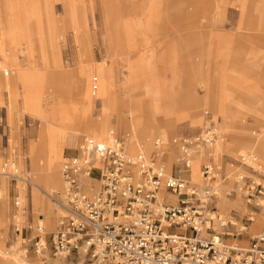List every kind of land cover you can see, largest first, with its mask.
Here are the masks:
<instances>
[{"label": "rangeland", "instance_id": "obj_1", "mask_svg": "<svg viewBox=\"0 0 264 264\" xmlns=\"http://www.w3.org/2000/svg\"><path fill=\"white\" fill-rule=\"evenodd\" d=\"M0 58L4 68L15 71L6 75L0 70V169L7 150L15 148L21 169L34 183L33 188H22L0 174V264L83 263L76 258L41 257L31 249L26 252L12 225L19 193L27 208L22 221L40 216L48 232L56 229L59 208L36 184L52 195L62 189L64 156L75 152L87 135L68 130L55 167L59 185L34 172L31 146L40 139L41 113L54 115L60 110L69 114L85 108L83 95L67 74L80 71L94 98L91 115L104 118L100 70H112L116 95L132 107L130 112L122 107L121 112L116 109L109 115L105 136L114 129L128 147L132 133L121 116L129 123L136 116L144 120L145 128L157 133L146 143L139 141L135 152L142 147L152 154L155 138L164 137L169 142L164 154L169 173H178L179 163V151L170 140L199 133L207 113L224 136L217 144L220 160L233 162L251 151L264 162L254 147L238 141L264 132V0H0ZM30 88L36 93V103L26 101ZM170 151L176 153L172 171ZM203 159V153L195 157L199 161L191 176L195 183L202 182ZM43 161L40 164L38 159L37 165L45 166L44 157ZM226 169L231 170L230 165ZM36 195L54 209L50 228L46 214L34 203ZM219 207L235 222L236 231L244 215L251 213L241 196L223 194ZM261 225L262 221L251 231ZM251 234L248 229L227 238L226 243L247 247Z\"/></svg>", "mask_w": 264, "mask_h": 264}, {"label": "built area", "instance_id": "obj_2", "mask_svg": "<svg viewBox=\"0 0 264 264\" xmlns=\"http://www.w3.org/2000/svg\"><path fill=\"white\" fill-rule=\"evenodd\" d=\"M0 70L11 73L1 58ZM207 115L199 133L170 140L179 151L178 173L165 166L169 142L162 136L155 138L150 155L142 147L129 152L113 131L103 141L85 137L61 164L63 187L52 196L60 212L56 229L48 232L40 216L22 221L27 208L18 193L12 216L16 240L26 252L82 264H264V162L251 151L233 162L220 160L217 144L224 136ZM201 153L203 180L195 183L191 164ZM19 158L15 148L7 150L0 174L30 187L33 180ZM223 194L241 196L250 206L239 231L219 207ZM257 214L263 227L250 235L247 247L226 243L247 231Z\"/></svg>", "mask_w": 264, "mask_h": 264}, {"label": "crops", "instance_id": "obj_3", "mask_svg": "<svg viewBox=\"0 0 264 264\" xmlns=\"http://www.w3.org/2000/svg\"><path fill=\"white\" fill-rule=\"evenodd\" d=\"M11 71L15 73L14 70ZM100 71H102V69ZM67 75L72 76L74 78L75 87H76L75 90L76 91L80 90V93L83 95L85 101V108L82 111L74 110L69 114H65V113L62 114L60 110L59 111L56 110L54 115L53 114L47 115L46 113H41L40 120L42 123V129L40 131V139L38 142H35L31 146L32 168L34 172L37 173V175H39L40 178L46 179L54 185H59L61 181L60 175L55 171V167L62 156V146L63 143L65 142L66 139L65 136L68 130L71 132L78 131V133H83L86 134L87 136L88 134L94 133L96 131L100 133L101 132L104 133L106 121L109 119V115L114 110L117 109L121 112V110L123 109L122 107H127L129 108V112H130L132 107L130 103L126 102L127 99L122 101L123 99H120L116 95L113 87V72L112 70H110L109 80L107 84L102 83L100 81L101 87L99 90V98L104 100V118H94L90 112L94 98L89 93V90L85 85V79L80 74V71L73 72ZM61 76L62 75H60V77ZM24 78L27 79L26 76H23V78L21 79ZM29 81L30 80H28V82ZM85 88L86 90L83 91V89ZM58 89H60V87ZM28 90L29 91L27 93L26 101L29 103L31 102L36 103L35 91L32 88ZM112 106L114 107V109H112ZM55 115H56V120H55ZM140 115L142 116L141 113ZM121 117L123 122L125 123V126L129 129V120H127L123 115ZM127 148L131 153H134L137 149V147H132L130 144ZM43 157L46 160V165L39 167L37 165V160L39 159L40 164H43L41 162V159ZM200 174H201V168H200ZM34 203L36 206L41 207L42 211L46 214V218L48 216H51L53 218L54 209L46 199H44L39 195H36L34 199ZM258 215L259 214H257V218ZM251 230H252V224L249 228V232L254 234L255 231H257L255 230L252 232Z\"/></svg>", "mask_w": 264, "mask_h": 264}, {"label": "bare ground", "instance_id": "obj_4", "mask_svg": "<svg viewBox=\"0 0 264 264\" xmlns=\"http://www.w3.org/2000/svg\"><path fill=\"white\" fill-rule=\"evenodd\" d=\"M256 39H258L259 41L261 40L260 39V36H258V35H257V38ZM103 69H102V71H100V74L102 76V78H101L100 81L102 83L107 84V82L109 80V72L110 71H108L107 69H104V71H103ZM95 80L98 81L97 78H95ZM55 120H56V115H55ZM145 125H146V122H144V120L138 118L137 116L134 118V120L132 122L129 123V130L132 133L131 134V140H130V145L132 147H137V143L138 144H141V142H139V141H142L143 143L148 142L149 139L156 133V131H152V130L150 131L148 128H145ZM262 128L264 129V126ZM112 131L115 132L116 130L111 129L108 132V135H106V136H105V132L104 133H102V132L100 133V132H97V131L94 132V133L88 134V136L93 137V138H95V139H97L99 141H103V140H106V139L109 138V136H110L109 134ZM238 141L241 142L246 147H254L258 151V153L264 158V132H261L257 137L245 136V137L238 138ZM175 156H176V153L173 152V151H170V159H169V165H168V167H169V169L171 171H172L171 160ZM200 158H201V156H200ZM42 163H44V161ZM198 165H199V161L198 160H193V162L191 164V173H190L191 176H193L197 172ZM201 177H202V173H201ZM202 180H203V178H202ZM33 185H34V183L31 186L32 188H33ZM36 185H37V188L39 190L44 191L45 193L48 194V196H50L51 198H53L52 197L53 195L49 191H47L46 189L45 190L41 189L38 184H36ZM62 187H63V180H62ZM163 194H164V192H161L160 193L161 199L163 198ZM176 198H177L176 196H169V200H171L172 202H175L176 201ZM258 217H262V216L261 215H258ZM255 221H254L255 224L252 225V229L258 223H260V221H262V225H263V219H261V218H258L257 219V215L255 216ZM46 223H47V226L48 227H51L53 225V218L51 216H48L47 219H46ZM262 225H261V227H263ZM261 227L259 229H261ZM242 228H243V225H242L241 229ZM259 229H257V231ZM235 242H244V241L236 239ZM234 246L237 247V248H245V247H243V246H241L239 244H234ZM1 251H2V246L0 245V252Z\"/></svg>", "mask_w": 264, "mask_h": 264}]
</instances>
